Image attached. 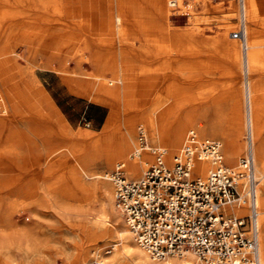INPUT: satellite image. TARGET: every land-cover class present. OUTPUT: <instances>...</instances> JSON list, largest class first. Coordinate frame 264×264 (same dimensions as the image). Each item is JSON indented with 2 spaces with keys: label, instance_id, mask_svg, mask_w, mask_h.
<instances>
[{
  "label": "bare ground",
  "instance_id": "1",
  "mask_svg": "<svg viewBox=\"0 0 264 264\" xmlns=\"http://www.w3.org/2000/svg\"><path fill=\"white\" fill-rule=\"evenodd\" d=\"M7 1L0 0V33L3 30L5 19L3 12H6L4 5L8 4ZM26 1L32 10L31 16L42 17L44 13L41 14V12L59 17H70L74 14L70 5L73 0ZM87 1L94 8L91 13L95 16L102 14L106 29L113 31L112 5L116 0H83L84 7L87 6ZM242 1L246 21L244 44L232 36L238 28L234 27L235 24L231 21L232 12L224 15L225 27L230 29L224 31L215 41L223 49L222 54L228 62L238 67L240 63L242 64L244 74L242 84L236 91L233 115L226 131L217 117L210 121L203 118L198 123L193 122L190 114L182 119L177 118L176 112L179 108L177 99H180L187 89H183L175 82L166 85L164 94L153 99L148 109L139 111L143 94L140 87L147 84L141 85L139 82L137 91L132 90L130 81L135 77L130 74L132 59L129 52L122 50L118 54L110 52L104 59H99V56L94 54L93 61L99 64L98 71L94 74L74 79L62 73V81L70 93L92 101L104 102L112 108L106 127L113 123L119 108L112 102L113 100L122 97L123 111L130 109L134 111L123 118L122 127L116 131L114 144H110L108 134H104L93 139L91 148L85 150L80 141L92 139L89 133H74L68 128L59 109L51 102L47 94L40 88H33L35 78L32 67L24 68L19 63L20 55L5 39L0 38V264L49 263L45 262L43 256L41 257L46 254L42 245L49 234L41 232L40 221L36 218L38 215L36 209L43 201H49L55 205L65 217L75 212L76 215H81L85 219L77 225L88 236L74 245L75 252L72 257L68 258L69 254L67 255L66 251L62 253V258L67 260L66 264H202L191 254L164 260L152 258L138 244L114 204L115 187L112 180L114 171L120 168L128 177H133L132 179L141 178L146 170L138 177L140 171L150 163L153 155L154 162L159 152L162 153L165 164L172 166L174 157L191 143V138L194 139L195 148L209 143L218 144L223 163L221 143L226 163L230 167L227 168L231 171H240L241 158L250 150L254 173L259 178L256 203L258 209L259 205L264 208V91L261 78L264 76V26L263 28L259 26L264 14L258 12L257 0ZM120 2L119 7L116 5L118 11L126 5H129L126 8L133 5L136 6L137 11L144 12L145 2L149 3L152 7V13H150L156 19L150 20V23L156 22L159 26L161 25L160 29L166 32L175 48L198 52L204 44V40L197 36L199 31L197 27H190L183 31H177L171 27V17L174 14L170 6L176 4L180 7L182 0H120ZM173 2L176 3L173 4ZM209 9L211 8L208 7L206 10ZM189 17L192 18L191 13ZM118 21H120L119 15L115 17L116 25ZM192 21L194 22V19ZM132 23L136 25L137 20H133ZM81 25L78 23L77 27L81 28ZM193 26H196L195 22ZM9 28L8 24L5 28L7 33L13 30ZM142 34L146 40L151 39L146 31ZM105 38L110 40L112 37ZM238 44H241V54ZM44 53L46 60L42 63L43 65H39L40 67L44 66L57 71L65 70L52 67L50 60L57 55L56 53L53 51ZM32 59L34 60V57ZM197 65L199 66L196 69L197 75L203 76L208 70H201L200 66L203 64L198 60L195 61V66ZM189 66L190 64L187 65L188 68ZM138 70L146 69L138 68ZM188 71L191 72V68ZM163 74V77L167 76L166 72ZM170 74L177 75V68H171ZM207 88L206 85H202L199 93H203L213 102L214 92ZM203 113L206 114V110ZM135 121H140L141 124L137 128L139 134L142 133L145 137L146 131L151 141L163 145L155 146L149 143L139 145L135 140ZM187 127L190 129L181 147L175 154L172 151L169 152L168 148L173 150L182 141L183 132ZM244 130L249 140L247 142L246 139V151L239 159V163H236V157L244 148V142L241 140ZM196 132L200 136L216 138L219 142L201 138ZM141 136L139 135V140ZM64 138L69 139L70 143L64 144L62 141ZM34 151L38 152L37 162L29 166L25 165L24 153L31 154ZM200 153L201 150L194 153L191 161V178L205 179L216 166L208 156ZM97 165H101L103 169L95 170ZM113 165V171L109 173L108 170ZM40 167L43 174L37 177L35 172ZM232 167L237 169H231ZM53 173L56 174L53 175ZM28 175L30 176L26 178ZM92 201H98L97 212H93ZM228 210L237 214L248 212L246 206L228 207ZM23 214H27L29 218L21 220L15 218ZM258 225L260 226L258 264H264V215L260 217V210ZM57 234L62 236V233L57 232ZM98 238L105 242L104 247L98 246ZM50 260L53 261V259ZM231 264L256 263L251 255L245 254L243 257L236 258Z\"/></svg>",
  "mask_w": 264,
  "mask_h": 264
},
{
  "label": "rangeland",
  "instance_id": "2",
  "mask_svg": "<svg viewBox=\"0 0 264 264\" xmlns=\"http://www.w3.org/2000/svg\"><path fill=\"white\" fill-rule=\"evenodd\" d=\"M119 1L116 0L114 2L115 4L112 5L114 29L113 31H109L105 27L106 22L104 16L102 14L93 15L91 12L94 8L88 1L87 3L85 2L87 6L84 7L83 0H73L70 5L72 6L74 14L70 17L50 16L45 12H41V14L44 13L42 17H36L30 15L32 10H30L26 0H8V4H3L6 6V12H3L5 19L2 29L4 31L1 30L0 38L5 39L11 45L12 49L20 55L19 63L24 68L28 66L32 67L35 78L33 88H40L47 94L51 102L59 109L68 128L74 133H89L92 139L80 141L82 148L85 150L91 148L93 139L101 137L104 134H108L110 144H114L116 131L122 127L121 123L124 120L123 118L128 113H134V111L133 109L127 110L126 112L123 111L124 102L122 97L118 100H113L112 102L119 108L114 116L113 123L106 127L112 108L104 102L92 101L70 93L62 81V73H66L74 79L94 74L98 71L99 67V64L93 61L96 54L99 56V59H104L108 53L115 52L118 54L122 50L127 53L129 52L132 59L130 74L131 76H135L130 81L132 90L137 91L139 82L141 85L147 84L144 87H140L143 94L141 95L142 104L139 111L148 109L153 99L164 94L166 85L175 82L183 89H187L185 90V94L180 99H177L179 107L176 112L177 118L182 119L190 114L193 122L198 123L203 118L210 121L217 117L220 119L226 131L233 115L236 91L242 84L244 74L242 64L240 63V67H238L228 62L222 54L223 49L215 41L224 31L230 29H226L225 27L224 15L226 13L232 12L233 18L231 21L234 22V27H238V0H182L180 7L178 5L177 7L170 6L171 12L174 15L178 13L182 14L176 17L172 15L170 24L174 30L183 31L190 27L198 28L197 36L199 39L204 40V44H202L198 52L175 48L174 44L169 41L166 32L164 33V30L160 29L162 26H159L156 22L154 24L150 23V20L155 21L156 19L151 14L152 7L149 3L145 2L144 12L143 10L137 11L136 6L133 5L126 8L129 6L126 4L121 11H118L117 6L121 4ZM257 4L258 12L264 14V0H257ZM208 7L211 9L206 10ZM175 9H177V12H174ZM190 13L192 14L191 19L189 17ZM117 15L120 16L118 25L115 22ZM192 19H194L196 26H193L194 22ZM133 20H137L136 25H133ZM76 23L82 24V27H77ZM8 24L9 29L12 30L13 28V30L7 33L5 28ZM259 26L263 28L264 17L260 20ZM143 31H146L151 39L146 40L143 36L144 34H142ZM105 37L112 38L109 40ZM119 37H122V39H118ZM238 47L241 54V44H238ZM46 51H53L57 54L50 60L52 67L65 70L57 71L52 68L47 69L44 66L40 67L39 65H43L42 63L46 60L44 53ZM32 57H34V60ZM196 60L203 64L200 66L201 70H208L203 76L197 75L196 69L199 66H195ZM188 64H190L189 68L187 67ZM138 68H144L146 70L139 71ZM171 68H177L178 74L171 75ZM190 68L191 72L188 71ZM163 72H166V77L162 76L164 75ZM261 78L263 80L262 89L264 91V76ZM151 85L153 87H150ZM202 85H206L208 90L214 92L213 102H211L210 98L205 97L203 93H199ZM149 89L150 91H148ZM263 91L261 90V92ZM205 110L206 114L203 113ZM138 125H141L140 121H135V140L139 145L146 143L155 146L163 145L151 141L146 131L144 132L145 137L142 138L141 135L143 134H139L137 129ZM189 129L187 127L184 130L182 141L173 150L168 148L169 152L172 151L175 154L178 151ZM139 135L142 138L140 140ZM198 136L219 142V140L211 138L210 136H200L199 134ZM241 140L244 142V148L242 153L236 157V163H239V159L246 151L245 130L243 131ZM62 141L64 144L70 143V140L67 138H64ZM220 145L223 154V164L228 167L222 144L220 143ZM24 154L25 158L23 163L25 165L29 166L37 162V151L31 154L25 152ZM153 159L154 155L144 170L140 171L138 177L153 162ZM113 167L114 165L108 170L109 173H112ZM102 169L103 167L101 165L95 167V170ZM231 169L237 168L232 167ZM42 174L43 171L40 167L35 172V176L41 177ZM55 174L53 173V175ZM256 174L261 175L259 173ZM29 176H26V178ZM91 207H93V212H97L99 210L98 201H92ZM37 209L38 215H36V218L40 221V230L41 232L49 234V237L46 241L44 240L45 242L43 241L44 244L42 245L46 254L41 255V257L43 256L42 258L46 263L47 261L49 262L47 264H66L67 260L62 258V253L66 251L65 253L69 254H67L68 258L70 256L72 257L75 252L74 245L82 242L88 236L77 225L79 222L85 221L84 217L76 215L75 212L65 217L61 210L49 201H43ZM263 209L259 205L260 217L264 215V212H262ZM15 218L21 220L28 219L29 216L23 214ZM57 232L62 233V236H59ZM54 236L55 238H53ZM97 244L98 246L103 245L104 247L105 242L98 238ZM70 249L71 251H69ZM58 252L60 254H57ZM50 259H53V261Z\"/></svg>",
  "mask_w": 264,
  "mask_h": 264
},
{
  "label": "built area",
  "instance_id": "3",
  "mask_svg": "<svg viewBox=\"0 0 264 264\" xmlns=\"http://www.w3.org/2000/svg\"><path fill=\"white\" fill-rule=\"evenodd\" d=\"M238 4V28L232 36L244 44L243 1ZM246 139L248 142V135ZM190 141L174 157L172 166L165 164L159 152L141 178H129L120 168L114 171L116 209L152 258L191 254L202 264H231L249 254L258 264L259 178L250 150L241 158L240 171H231L222 163L218 144L195 148L194 139ZM200 150L216 164L205 179L190 177L191 161ZM244 206L246 214L228 210Z\"/></svg>",
  "mask_w": 264,
  "mask_h": 264
}]
</instances>
